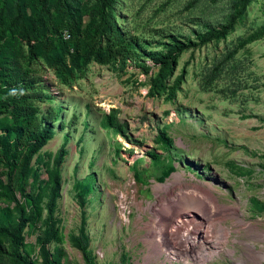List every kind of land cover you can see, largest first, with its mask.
I'll return each instance as SVG.
<instances>
[{"label": "rangeland", "instance_id": "obj_1", "mask_svg": "<svg viewBox=\"0 0 264 264\" xmlns=\"http://www.w3.org/2000/svg\"><path fill=\"white\" fill-rule=\"evenodd\" d=\"M80 1L87 10L85 24L97 0ZM111 17L126 35L146 40L147 51L169 54L170 36L187 48L171 55L168 70L148 57L124 64L93 61L70 86L39 58L51 105L61 106L60 119L68 124L61 129L56 123L54 137L39 154L56 153L69 133L58 166L59 234L50 250L61 249L59 264H191L194 254L154 251L145 241L144 223L164 197L185 187L206 192L211 186L216 205L224 207L212 218L223 228L221 243L196 253L211 255L199 264H264L258 253L264 252L258 234L264 232V209L253 201L264 204V0H114ZM208 26L215 29L207 31ZM217 30L218 36L211 35ZM182 71V82L169 97ZM160 80L164 87L155 86ZM112 109L123 125L120 132L101 123ZM161 131L171 138L170 146L157 142ZM163 166L173 169L159 179ZM159 184L170 191H158ZM12 209V200H0L4 216ZM232 212L235 216L222 220ZM186 218L176 217L169 231ZM83 222L87 254L70 239ZM252 223L254 229L248 227ZM42 235L39 222L24 231L25 247L37 263Z\"/></svg>", "mask_w": 264, "mask_h": 264}, {"label": "trees", "instance_id": "obj_2", "mask_svg": "<svg viewBox=\"0 0 264 264\" xmlns=\"http://www.w3.org/2000/svg\"><path fill=\"white\" fill-rule=\"evenodd\" d=\"M113 3L114 0H97L90 20L84 24L83 14L87 10L80 0H0V200L13 201V209L5 216L0 211V264H59L62 258L61 249L55 247L51 251L49 245L59 234L55 213L62 179L58 166L66 155L69 133L64 134L56 153L41 155L39 151L54 137L57 122L61 129L68 124L60 119L61 106L50 104L42 109V103L51 102L54 97L41 80L39 58L61 84L70 86L85 75L93 61L124 64L148 57L168 70L171 55L187 48L170 36L169 54L147 51L146 40L119 29L111 17ZM213 29L207 27V31ZM219 33L217 30L211 35ZM183 75L184 71L175 78L169 97L175 96ZM155 84L165 86L161 80ZM114 112L112 109L101 123L120 132L123 125ZM157 142L172 144L165 131L158 133ZM151 155L159 158L157 153ZM42 169L46 178L41 176ZM172 169L173 166H163L159 179ZM253 201L258 209H264V204ZM38 222L43 235L37 237V263L25 247L24 231ZM70 239L87 254L89 237L84 222L79 233L72 234Z\"/></svg>", "mask_w": 264, "mask_h": 264}, {"label": "bare ground", "instance_id": "obj_3", "mask_svg": "<svg viewBox=\"0 0 264 264\" xmlns=\"http://www.w3.org/2000/svg\"><path fill=\"white\" fill-rule=\"evenodd\" d=\"M209 188L211 189V186ZM156 189L164 192V194L166 190L170 191L167 184H159ZM210 189L201 192L197 187H185L176 193H170L171 195L164 197L153 207V216L144 223V226L146 229L145 241L152 246L154 251L165 248L170 252L185 256V258L194 254L191 264H199L205 261L207 256H211L208 255L209 253L206 256L195 255L208 248L206 246L212 248L217 245L220 246L221 243L219 235L223 228L213 223L212 218L217 216L221 212V208L224 207L216 205ZM180 216L190 218H186L174 226L175 230L171 233L169 231L170 224L174 222L176 217ZM227 216H235V212L224 215L222 220H225ZM237 222L243 223L242 220H237ZM248 227L250 229L255 228L253 223L249 224ZM191 234L194 235V239H191ZM258 234L264 237V232L260 231ZM248 246L251 245L248 244ZM258 253L264 258L263 251H258Z\"/></svg>", "mask_w": 264, "mask_h": 264}, {"label": "clouds", "instance_id": "obj_4", "mask_svg": "<svg viewBox=\"0 0 264 264\" xmlns=\"http://www.w3.org/2000/svg\"><path fill=\"white\" fill-rule=\"evenodd\" d=\"M67 33V32H66ZM64 35H65V33H64ZM69 36V35H68ZM67 36V37H68ZM66 37V36H65ZM54 99V98H53ZM48 101H46V102H44V103H47ZM44 103H42V104H44ZM49 103V105L48 106H50V104L52 103V101L51 102H48ZM62 111V110H61ZM60 115H61V112H60Z\"/></svg>", "mask_w": 264, "mask_h": 264}, {"label": "built area", "instance_id": "obj_5", "mask_svg": "<svg viewBox=\"0 0 264 264\" xmlns=\"http://www.w3.org/2000/svg\"><path fill=\"white\" fill-rule=\"evenodd\" d=\"M65 36L67 37L68 36V34L65 32Z\"/></svg>", "mask_w": 264, "mask_h": 264}]
</instances>
